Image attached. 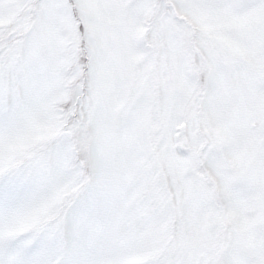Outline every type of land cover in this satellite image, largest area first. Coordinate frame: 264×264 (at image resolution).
Here are the masks:
<instances>
[{
    "label": "snow or ice",
    "instance_id": "1",
    "mask_svg": "<svg viewBox=\"0 0 264 264\" xmlns=\"http://www.w3.org/2000/svg\"><path fill=\"white\" fill-rule=\"evenodd\" d=\"M0 264H264V0H0Z\"/></svg>",
    "mask_w": 264,
    "mask_h": 264
}]
</instances>
